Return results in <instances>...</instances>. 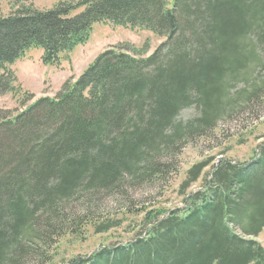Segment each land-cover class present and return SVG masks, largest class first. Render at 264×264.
<instances>
[{
  "label": "trees",
  "instance_id": "16d2710c",
  "mask_svg": "<svg viewBox=\"0 0 264 264\" xmlns=\"http://www.w3.org/2000/svg\"><path fill=\"white\" fill-rule=\"evenodd\" d=\"M98 23L164 41L146 57L108 48L55 97L26 105L28 94L16 114L0 108V264H264V143L250 163L221 160L211 179L210 159L193 165L183 208L133 210L142 202L134 194L168 179L182 148L213 135L224 114L264 106V0L24 4L0 17V94L15 90L10 66L28 50L56 65ZM238 80L245 87L231 93ZM188 106L197 116L178 120ZM199 180L202 189L187 193ZM103 194L142 216L133 238L54 262L64 235L122 227L125 215L98 203Z\"/></svg>",
  "mask_w": 264,
  "mask_h": 264
},
{
  "label": "rangeland",
  "instance_id": "374dc122",
  "mask_svg": "<svg viewBox=\"0 0 264 264\" xmlns=\"http://www.w3.org/2000/svg\"><path fill=\"white\" fill-rule=\"evenodd\" d=\"M59 0H0V17L16 11L22 5L32 4L37 9H49L55 6ZM164 38L158 37L145 29L131 28L128 26L114 25L112 23H98L92 27L90 36L84 44H80L70 51L61 54V60L56 65L44 64L42 50L32 48L23 57L14 62L10 68L15 72L18 83L15 90L5 95L0 94V108L9 110L13 114L25 108L22 101L28 94L34 97L28 101L29 105L34 100L43 97H55L64 82L77 79L81 73L94 61L104 50L113 47H129L139 57L151 54ZM259 71H256L257 74ZM264 75V70L260 75ZM244 80H238L230 86L231 93L245 87ZM243 99L240 98V102ZM198 111L192 107H185L178 114V120L187 122L196 117ZM240 116L228 117L224 114L220 126L216 128L213 135L201 138L194 143H189L182 148L176 168L168 179L157 182L148 188L146 193L135 191V200L142 201L137 208L149 209L162 208L181 209L184 207V196L182 195V184L186 179L188 170L196 163L210 159L211 163L205 169L206 176L211 179L213 166L221 160L230 159L233 163H250L255 156L258 147L264 143V106L256 108L255 112H243ZM203 180L192 185L187 193H192L201 188ZM202 189V188H201ZM131 192H134L130 190ZM144 194V195H142ZM117 197L105 199L104 194L98 195L97 201L110 203V215L116 217L124 216L126 221L122 227L114 228L107 233L97 234L88 226L79 234H66L61 237L52 249L54 262L74 257L76 255H88L102 246L124 243L133 237V228L142 216L128 213V204L124 199ZM142 203H144L142 205ZM124 205V206H123ZM96 206V204H95ZM132 210V209H131ZM127 213V214H125ZM137 230V227L135 228ZM77 235V236H76ZM132 237V238H131ZM264 246V230L256 238Z\"/></svg>",
  "mask_w": 264,
  "mask_h": 264
}]
</instances>
